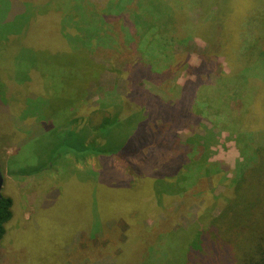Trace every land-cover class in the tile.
Masks as SVG:
<instances>
[{
  "label": "rangeland",
  "instance_id": "374dc122",
  "mask_svg": "<svg viewBox=\"0 0 264 264\" xmlns=\"http://www.w3.org/2000/svg\"><path fill=\"white\" fill-rule=\"evenodd\" d=\"M69 1L0 0V169L4 178L1 195L13 202L12 217L5 225V235L0 241V264H184L182 257L188 240L195 238L198 228H207L210 220L218 216L224 205L222 196L227 194L228 197L232 191L237 164L243 162L239 145L250 143L248 139L251 137L246 140L239 135V127L235 125L238 119L242 121L249 113V103L255 91L253 93L251 89L252 83L245 87V84L238 83L251 81L264 90V0H206L204 18H199L200 22L194 26L188 25L187 20L188 24H183L182 16L175 17L173 23L170 5L161 10V4L168 0H129V14L132 15L140 5L138 11L155 15L151 16L148 28L140 27L138 37H144V40L136 38L135 32L132 37L126 33L119 34L113 48L103 39L107 48L88 56L89 61L103 62L105 66L97 72L96 82L86 90L81 101V117H89L93 112L94 117L101 118L94 113L107 102L113 111L120 114L127 113V106L136 98V105H144L141 104L146 100L141 98L142 78L136 73L134 77L131 75V63L133 59L141 61L144 57L139 48L145 41L149 43L150 52L158 53L155 61L160 72H166L160 86L174 90L175 86L193 83L200 92L194 109L202 113L200 126L205 128L204 134L186 122L177 124L157 119L150 124V131L155 135L153 138L164 146L163 158L192 154L186 143L200 142L201 149L198 148L192 156V172L186 168L181 171V177H185L183 183L189 187L181 197H171L166 201L165 208L146 218H138L131 233H128L125 220L116 212L124 204H117L118 197L109 201L103 199L108 196L105 193L108 182L90 181L89 168L100 170L97 158H88L84 166L77 167L70 175L58 164L64 160L62 157L53 162L59 168L52 166L51 170L37 177H30L32 180L17 175L22 166L42 165L43 160L56 157V154L48 155L49 141L57 138L60 128L55 125L60 124L70 112L66 108V100L60 96L66 98L64 94L69 93L65 87L72 83L76 68L69 65L71 59L67 57L70 55L66 56L64 50L56 52L60 48L67 49V42L60 45L56 39L58 44L50 46V36L59 33L60 25L68 21L71 10L62 5L69 7ZM171 1L183 5V11L176 9V12L184 13L186 19L197 11L193 0L191 3L188 0ZM79 2H88V8L96 11L115 5L119 0ZM219 10L227 22L225 27H219L216 21L215 13ZM237 13L238 18L232 22L231 18ZM51 14H56L55 20L59 21L56 27L51 26ZM203 20L206 25L198 29ZM143 23L146 24L145 19ZM67 24L65 34L75 37L77 31L74 33L72 29L75 28L70 26V22ZM129 45L131 50L128 51L121 47ZM236 47L247 59H252L239 70L233 69V61H227L232 59L229 53ZM141 49L147 52L144 46ZM39 51H53L59 57H46ZM150 58H153L151 54ZM29 62L34 63L29 65ZM151 77L145 76L147 80ZM44 98L50 99L52 107L44 105ZM207 100L209 113L204 110ZM260 104L258 115L260 113L261 131H264V101ZM64 107L66 114L62 111ZM38 108L45 119L54 117V128H48L41 116L40 120L34 117ZM240 123L247 125L244 121ZM255 123L260 124L258 121ZM209 132L216 135L215 139L211 136L208 140ZM194 134L203 140L198 137L195 141ZM190 139L192 141L187 142ZM261 140L264 142V132ZM52 146L57 150L56 145ZM144 151L141 148L136 153L116 154L106 160L116 172L129 180H136L138 177L132 168L139 163ZM103 171L107 173L105 179H113L109 170ZM138 182L139 179L134 187H139ZM91 196L97 201L93 202ZM133 204L134 201L130 202L128 207ZM110 208H114L116 217ZM102 214L113 216L107 226L103 224ZM126 222L133 225L132 221ZM104 227H108L107 231L103 230Z\"/></svg>",
  "mask_w": 264,
  "mask_h": 264
},
{
  "label": "trees",
  "instance_id": "16d2710c",
  "mask_svg": "<svg viewBox=\"0 0 264 264\" xmlns=\"http://www.w3.org/2000/svg\"><path fill=\"white\" fill-rule=\"evenodd\" d=\"M188 1L191 3L192 0ZM204 2L206 0H193V5L197 7L195 9L197 11L193 17L191 16L188 19H186L184 13L181 12L180 14L179 11L176 12V9L183 11V5L179 3L177 5L171 0L163 3L164 5L161 4V10H164L170 5L168 8L169 13L173 15V23L175 17L182 16L183 24L189 23L188 25L194 26L200 22L199 18H204V14L206 13ZM87 3L84 2L83 4L79 0H70L69 7L62 5L63 8L71 10L68 13V21L60 25L59 33L57 32L50 36V46L55 43L58 44L56 39L60 41V45H64V42H67V49H56V52L64 50V54H67L66 56L70 55L67 57V59H71L69 65L76 68V75L72 78V83L65 87V90L69 92L68 94H64L66 98H62L60 94L58 95L62 100H66V108L70 112L60 124L55 125L57 128H60L57 138L55 137L49 141L51 147L48 155L50 157L56 154V157L43 160L44 162H41L42 165L22 166L17 172V175L27 177V179L37 177L51 170L52 166H58L54 163H56L55 159L59 157H62L64 160L58 164L70 175L73 174L77 167L84 166L88 158H97L100 170L95 171L93 168H89L88 174H91L90 181L97 180V182H100L103 180L108 182V185L105 187V193L108 196L103 199L109 201L110 198L116 199L118 197L119 203L117 202V204H124L116 212L117 216L125 220L128 226V233H131L132 228L136 226L138 218H146L147 215L153 214L156 211L158 212L161 208H165L166 201H169L171 197H176V199L177 197H181L186 188L189 187L183 183L185 177H181V171L186 168L189 173L192 172L191 166L192 161H194L192 156L198 148L201 149L200 142H194L192 144L186 143L190 147L192 154H175L171 157L163 158L161 152L164 151V146L157 144L156 138H153L155 135L150 131V124L154 123L157 119H163V121L170 120L177 124L186 122L191 126H196L199 132L204 134L206 130L200 126V119H202L200 115L202 113L194 109L197 99H200V96L198 97L197 95L200 92L193 83L184 87H180L179 85L175 86L174 90H166L163 86H160L159 83L162 80V75H165L166 72H160L161 69L157 67L159 64L155 61L157 60L155 56L158 53L156 51L150 52L149 43L145 41V45L141 43L139 48V52L144 57H141V61L133 59L131 63L133 68L131 75L134 77L136 73V76H141L142 78V82H140L142 88L141 98L145 97L146 100L145 102H141V104L144 103V105H136L134 103L137 100L136 98L127 106L128 112L120 114L115 110L113 111L111 104L107 102V104H102L99 110L94 113L100 115L101 118L97 115V117H94L93 112L89 117L85 115L81 117L83 115L79 114L82 109L81 101L85 97L86 90L96 82L97 72L105 66L101 61V63L89 61L88 59L90 58L88 56L91 57V55L99 53V49L107 48L103 45V39L106 41L105 44L113 48L117 43L116 36L119 34L126 33V35L129 34L132 37V34L134 36L135 32L136 38L144 40V37H138L140 27L144 25L148 28L151 24V16L155 17V15L149 12L145 14L138 11L140 5L136 7V11L132 15L129 14V0H119L115 5H107L106 7L98 8L96 11H91ZM212 9L214 8L212 7ZM215 15L219 27H225L227 22L222 18L223 16L220 10L216 11ZM237 16L238 13L235 17L231 18V21L233 22ZM55 17L56 14H53V16L51 14L50 22L51 26L56 27L59 21H56ZM143 19H145L146 24L143 23ZM196 19L198 20L196 21L197 23L195 22ZM137 20L141 23H135ZM43 21L46 22L45 18H43ZM68 22H70L71 27L75 28L72 31L74 33L77 31L75 37H70L65 34ZM210 23L208 22V25ZM205 25L206 22L203 20L202 25L198 29H201ZM42 28V30L47 31L44 27ZM61 30L64 32L62 33ZM38 39L43 41V38L40 36H38ZM142 46L145 47L146 53L141 49ZM121 47L125 51L131 50L130 45ZM117 49L119 48L117 47ZM68 50L70 52H66ZM39 52L41 55H46V57H54L55 59L59 57L54 55L53 53L56 52L53 51L50 53ZM150 54L153 58H150ZM229 56L232 59H228L227 61L229 63L233 61L234 70H239L245 62L246 66L252 62V59H247L242 54V50L237 49V47L235 51L229 53ZM33 63L29 62V65ZM127 72L131 73L129 70ZM145 76H152L151 80H147ZM227 77L232 76L228 75ZM250 83H252L251 89L253 93L255 91V96L253 95L254 97H252V101L249 103V113L242 121L238 119L239 122L237 121L235 125V127H239L237 130L239 135L246 137V140L251 137V139H248L250 143L243 144V146L242 144L239 145L243 162L237 164V172L232 181V191L228 197H226L227 194L222 196L224 197V201L222 202L224 205L220 208L218 216L210 220L207 228H198V231L195 233V238L188 240L182 257L184 264H264V142L261 140V134L264 131H261L260 113L258 115V110L261 106L260 103L264 101V97L261 96L264 90L259 89L251 81L242 84L238 83V85L245 84V87L246 84ZM149 85L150 87H147ZM42 100L44 105L47 104L49 107H52L50 105V99L44 98ZM207 104H209L208 100L205 101L204 110L206 113H209L210 108ZM62 111L66 114L65 107ZM41 115L42 111L40 108L35 110L34 117L36 119L40 120ZM41 119L47 123L48 128L54 126V117H47L45 119L41 116ZM243 121L247 123L246 126H244ZM255 121H258L260 124H256ZM215 123H217V120ZM239 124L241 125L238 126ZM254 128H257V130ZM210 133L208 140L209 138L211 139V136L212 139H215L216 135L213 136ZM252 133L253 135L250 136L249 134ZM192 137L194 139L199 137V140H203L201 136H197L196 134ZM191 141V139L187 140V142ZM254 142L255 144H253ZM52 145H56L57 150ZM248 146L250 149H248ZM141 148L145 149L144 154L141 153L139 163L132 168L133 173L138 177L136 180H129L116 172L109 166L106 160L108 157L116 154L129 155L134 152L136 153ZM204 148L206 149V147ZM31 156L32 152L30 150V158L32 159ZM103 162L105 163L102 164ZM103 170H109L113 179H105L104 177L107 173ZM216 171L219 172L220 170ZM138 179L140 185L136 188L134 186ZM29 180L32 179L30 178ZM108 192H111V194ZM91 197L93 202L97 201L96 198ZM133 201V206L129 208L130 202ZM12 204L13 202L10 198L3 196L0 198V241L5 235V225L12 217ZM114 208H110L111 214L113 215ZM132 216L134 218L129 220L128 218ZM112 217H107L102 214L101 219L104 220L103 224L107 226L108 224L106 223L111 221ZM114 217L116 216L114 215ZM126 221H132L133 225ZM107 229L108 227H104L103 230L107 231Z\"/></svg>",
  "mask_w": 264,
  "mask_h": 264
},
{
  "label": "water",
  "instance_id": "95a60500",
  "mask_svg": "<svg viewBox=\"0 0 264 264\" xmlns=\"http://www.w3.org/2000/svg\"><path fill=\"white\" fill-rule=\"evenodd\" d=\"M3 183H4V178H3L2 171L0 169V198L2 197L1 192H2V189H3Z\"/></svg>",
  "mask_w": 264,
  "mask_h": 264
}]
</instances>
